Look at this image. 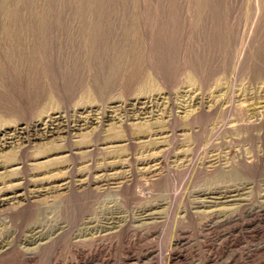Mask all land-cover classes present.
<instances>
[{
  "label": "rangeland",
  "instance_id": "obj_1",
  "mask_svg": "<svg viewBox=\"0 0 264 264\" xmlns=\"http://www.w3.org/2000/svg\"><path fill=\"white\" fill-rule=\"evenodd\" d=\"M0 144V264H264V0H0Z\"/></svg>",
  "mask_w": 264,
  "mask_h": 264
},
{
  "label": "bare ground",
  "instance_id": "obj_2",
  "mask_svg": "<svg viewBox=\"0 0 264 264\" xmlns=\"http://www.w3.org/2000/svg\"><path fill=\"white\" fill-rule=\"evenodd\" d=\"M243 105V106H242ZM241 106V108H243L244 109V103L242 104ZM208 107V106H207ZM113 110V109H112ZM244 111V110H243ZM243 111H240L241 113H240V115L242 116H244V114H243ZM161 113V112H160ZM260 113V112H259ZM245 117V116H244ZM256 118V117H255ZM172 119V118H171ZM78 125V124H77ZM58 126V125H57ZM58 129V128H57ZM51 132V131H50ZM53 132V131H52ZM2 146V144H0V147ZM101 249H99V251H100ZM81 254V253H80ZM95 256V255H94ZM97 257V256H96ZM92 258V257H91Z\"/></svg>",
  "mask_w": 264,
  "mask_h": 264
}]
</instances>
